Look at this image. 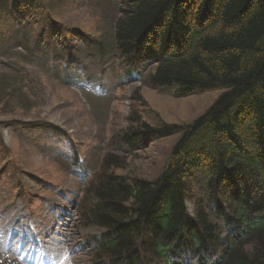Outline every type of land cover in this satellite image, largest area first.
Masks as SVG:
<instances>
[{"label": "trees", "instance_id": "obj_1", "mask_svg": "<svg viewBox=\"0 0 264 264\" xmlns=\"http://www.w3.org/2000/svg\"><path fill=\"white\" fill-rule=\"evenodd\" d=\"M123 2L115 41L126 76L152 66L154 89L222 93L192 123L135 122L120 135L119 150L180 137L155 180L111 173L122 166L110 154L102 163L84 218L106 230L98 240L106 264H264V0ZM199 174L205 200L192 214Z\"/></svg>", "mask_w": 264, "mask_h": 264}, {"label": "rangeland", "instance_id": "obj_2", "mask_svg": "<svg viewBox=\"0 0 264 264\" xmlns=\"http://www.w3.org/2000/svg\"><path fill=\"white\" fill-rule=\"evenodd\" d=\"M2 1L0 264H106L98 244L106 230L84 218L102 163L113 155L122 167L111 173L152 181L180 137L119 150L120 135L135 122L192 123L222 91L176 97L148 84L152 66L125 76L115 41L123 0H35L22 11ZM204 187L199 174L192 214Z\"/></svg>", "mask_w": 264, "mask_h": 264}]
</instances>
